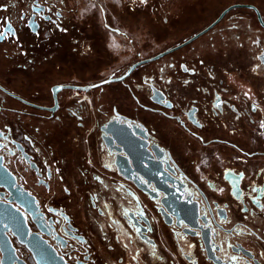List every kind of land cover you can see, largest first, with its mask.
Returning a JSON list of instances; mask_svg holds the SVG:
<instances>
[{
    "label": "flooded vegetation",
    "instance_id": "1",
    "mask_svg": "<svg viewBox=\"0 0 264 264\" xmlns=\"http://www.w3.org/2000/svg\"><path fill=\"white\" fill-rule=\"evenodd\" d=\"M0 37V264H264V0H0Z\"/></svg>",
    "mask_w": 264,
    "mask_h": 264
},
{
    "label": "snow or ice",
    "instance_id": "2",
    "mask_svg": "<svg viewBox=\"0 0 264 264\" xmlns=\"http://www.w3.org/2000/svg\"><path fill=\"white\" fill-rule=\"evenodd\" d=\"M141 2H144V0H141ZM0 38H2V37H0ZM261 59L264 60V56H262ZM185 71H187V69H185ZM56 90H58V89H56ZM245 95H247V93H245ZM214 107H216V108L220 107L219 97H217V103L214 105ZM261 127H264V122L261 123Z\"/></svg>",
    "mask_w": 264,
    "mask_h": 264
},
{
    "label": "water",
    "instance_id": "3",
    "mask_svg": "<svg viewBox=\"0 0 264 264\" xmlns=\"http://www.w3.org/2000/svg\"><path fill=\"white\" fill-rule=\"evenodd\" d=\"M26 210H28V206L25 203H20Z\"/></svg>",
    "mask_w": 264,
    "mask_h": 264
}]
</instances>
